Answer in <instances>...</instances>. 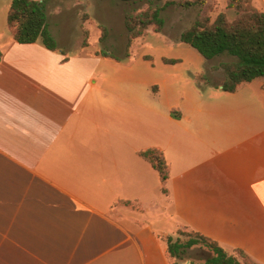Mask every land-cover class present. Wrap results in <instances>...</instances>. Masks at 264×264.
<instances>
[{
  "label": "crops",
  "instance_id": "0c3cea01",
  "mask_svg": "<svg viewBox=\"0 0 264 264\" xmlns=\"http://www.w3.org/2000/svg\"><path fill=\"white\" fill-rule=\"evenodd\" d=\"M12 1L0 23V264H174L164 238L179 229L264 264V79L229 93L162 60L109 94L41 40L16 42ZM150 149L168 163L167 194L140 156Z\"/></svg>",
  "mask_w": 264,
  "mask_h": 264
},
{
  "label": "rangeland",
  "instance_id": "374dc122",
  "mask_svg": "<svg viewBox=\"0 0 264 264\" xmlns=\"http://www.w3.org/2000/svg\"><path fill=\"white\" fill-rule=\"evenodd\" d=\"M9 1L0 0V23H3L2 12ZM39 1L44 2L46 6L49 29L58 42L60 59L68 57L71 61L66 65L68 67L90 69L93 79H102L100 83L106 87L109 94L124 91V88L131 85L135 76L133 70L138 71L140 75L144 74L146 68L157 70L164 58L181 59L182 64L171 65L177 68L206 70L207 83L217 85L223 84L226 78L221 65L234 60L228 55L206 60L180 38L185 30L199 20H206V23L211 24L221 13H225L231 21L237 19L236 10L228 7L229 0ZM169 1H195V4H172L163 8ZM151 2L154 7L163 8L165 28L161 33H156L155 29L150 27L146 29L143 37L131 41L126 28V15L129 12L145 11ZM103 28H106L104 34ZM138 84L140 99L143 100L144 85L142 81H138ZM209 255V252L195 248L189 251L187 261L181 264H199Z\"/></svg>",
  "mask_w": 264,
  "mask_h": 264
},
{
  "label": "trees",
  "instance_id": "16d2710c",
  "mask_svg": "<svg viewBox=\"0 0 264 264\" xmlns=\"http://www.w3.org/2000/svg\"><path fill=\"white\" fill-rule=\"evenodd\" d=\"M161 2L162 0H151ZM150 6L141 12H129L126 15V28L130 40L143 37L146 29L153 27L156 33L165 28L162 10L172 4L192 6L195 1L167 2L163 8ZM228 7L238 13L231 21L225 13L218 15L213 23L199 20L181 34V41L196 49L206 60L228 55L233 61L223 63L221 68L226 79L223 83L225 92L234 93L244 83L264 79V12L255 8L253 0H229ZM7 23L11 34L20 44H33L42 41L50 51L59 50L58 42L49 29L47 10L44 2L38 0H13L8 12ZM103 34L106 28H103ZM103 40V36L101 38ZM130 56V54H127ZM2 53L0 52V62ZM68 59H65V62ZM164 64H180V59H163ZM204 85L206 74L198 79ZM202 81H206L203 83ZM159 172L163 183V193L167 194L166 185L170 177L169 166L164 154L157 149L140 153ZM182 237H185L184 240ZM168 253L174 264L187 261L189 251L201 248L209 256L199 264H256L244 252L228 253L218 243L188 229H179L176 234L164 238ZM192 264H194L192 262Z\"/></svg>",
  "mask_w": 264,
  "mask_h": 264
},
{
  "label": "water",
  "instance_id": "95a60500",
  "mask_svg": "<svg viewBox=\"0 0 264 264\" xmlns=\"http://www.w3.org/2000/svg\"><path fill=\"white\" fill-rule=\"evenodd\" d=\"M222 88H223V86H222Z\"/></svg>",
  "mask_w": 264,
  "mask_h": 264
}]
</instances>
